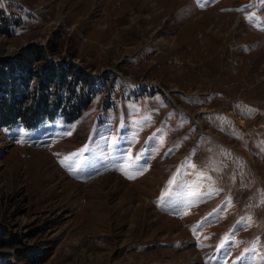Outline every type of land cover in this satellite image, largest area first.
Here are the masks:
<instances>
[{
  "label": "rangeland",
  "instance_id": "1",
  "mask_svg": "<svg viewBox=\"0 0 264 264\" xmlns=\"http://www.w3.org/2000/svg\"><path fill=\"white\" fill-rule=\"evenodd\" d=\"M0 7L4 80L35 46L101 77L76 120L0 118V264H264V0Z\"/></svg>",
  "mask_w": 264,
  "mask_h": 264
},
{
  "label": "trees",
  "instance_id": "2",
  "mask_svg": "<svg viewBox=\"0 0 264 264\" xmlns=\"http://www.w3.org/2000/svg\"><path fill=\"white\" fill-rule=\"evenodd\" d=\"M20 24L19 18L0 7L2 32L12 34ZM43 50V47L35 46L29 57L20 61L19 64L28 71L32 70V66L26 65L31 56L45 59L35 72L21 75L22 85L18 77L10 76L6 80L0 77L5 93L0 103V118L4 123L21 122L34 127L59 115L67 121L76 120L98 91L96 84L101 77L89 75L72 62L64 65L47 58L43 56ZM35 77L38 83L32 88L30 80Z\"/></svg>",
  "mask_w": 264,
  "mask_h": 264
},
{
  "label": "snow or ice",
  "instance_id": "3",
  "mask_svg": "<svg viewBox=\"0 0 264 264\" xmlns=\"http://www.w3.org/2000/svg\"><path fill=\"white\" fill-rule=\"evenodd\" d=\"M199 6H200V7H204V4H203V3H200ZM125 174L128 175L127 172H126ZM129 178L132 179V178H134V176L129 175Z\"/></svg>",
  "mask_w": 264,
  "mask_h": 264
}]
</instances>
